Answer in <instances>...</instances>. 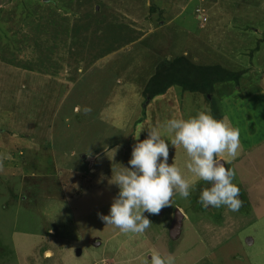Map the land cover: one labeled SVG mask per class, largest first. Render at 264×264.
Instances as JSON below:
<instances>
[{
    "label": "rangeland",
    "instance_id": "374dc122",
    "mask_svg": "<svg viewBox=\"0 0 264 264\" xmlns=\"http://www.w3.org/2000/svg\"><path fill=\"white\" fill-rule=\"evenodd\" d=\"M179 56L243 73L207 95L171 86L178 113L164 105L174 97L150 101L143 88ZM205 109L230 112L240 143L254 144L225 165L239 210L203 207L200 180L145 212L142 234L105 224L119 192L110 179L131 167L141 128L143 140L157 127L168 163L195 179L163 125ZM0 157V264H143L153 250L176 264H264V0H0Z\"/></svg>",
    "mask_w": 264,
    "mask_h": 264
},
{
    "label": "clouds",
    "instance_id": "9594fccd",
    "mask_svg": "<svg viewBox=\"0 0 264 264\" xmlns=\"http://www.w3.org/2000/svg\"><path fill=\"white\" fill-rule=\"evenodd\" d=\"M90 111V108L84 109L85 114ZM163 128L172 137L171 145L185 150L188 157L185 166L195 179H186L176 164L168 163L169 146L157 127L148 129L147 138L143 140L139 139L144 129L141 128L133 135L137 143L132 147L131 167H123L110 179L119 192L110 205L109 214H100L105 224L114 225L124 233L142 234L152 224L145 212L159 214L163 207L171 205V198L177 192L187 199L200 180L209 185L200 191L199 202L203 207L226 206L231 211L241 207L240 190L233 182L235 172L225 166L239 155V129L226 120L216 119L210 109L187 119H169ZM149 254L150 259L145 256L143 264H176L171 253L153 250Z\"/></svg>",
    "mask_w": 264,
    "mask_h": 264
},
{
    "label": "trees",
    "instance_id": "16d2710c",
    "mask_svg": "<svg viewBox=\"0 0 264 264\" xmlns=\"http://www.w3.org/2000/svg\"><path fill=\"white\" fill-rule=\"evenodd\" d=\"M242 73V71L227 70L219 65H196L185 56H179L172 60H164L145 84L143 92L148 99H151L164 93L169 87L177 85L184 91L207 95L211 93L216 82L231 80L237 82ZM211 113L216 119H221L213 109Z\"/></svg>",
    "mask_w": 264,
    "mask_h": 264
},
{
    "label": "crops",
    "instance_id": "0c3cea01",
    "mask_svg": "<svg viewBox=\"0 0 264 264\" xmlns=\"http://www.w3.org/2000/svg\"><path fill=\"white\" fill-rule=\"evenodd\" d=\"M225 82V81H224ZM166 93H168V95L173 99V97H174V100H173V105L171 104V102H170V100L169 101H164V105H169V106H171V109L172 108H175V110H176V112H178L179 113V110H181V109H183V105H181L180 103H178L177 102V100L178 99H175V95H173V94H175V91H174V87H170V88H168L164 93H162V94H160L161 96L160 97H162L163 95H165ZM192 93H194V92H192ZM261 93H262V91H261ZM157 96H159V95H157ZM129 97H136L137 98V96H136V92H133V93H131V95L129 96ZM156 97V96H155ZM152 99V98H151ZM151 99H150V101H151ZM166 99H167V96H166ZM165 99V100H166ZM147 100H149V99H147ZM130 101H131V99H130ZM200 103L201 102H199V105H200ZM227 103V104H226ZM229 107H228V106ZM162 106H163V104L162 105H157V106H154V107H152L151 108V110H150V114H151V119L153 120V121H157L158 120V116H157V112H156V110H160L161 108H162ZM224 107L226 108H231V103L230 102H225L224 103ZM225 108H224V110H225ZM169 110V108H165V111L167 112ZM225 113H226V117H225V120H226V118H227V120L226 121H228V122H231L230 120H232V119H230L231 117H230V115H228L229 113L227 112V110L225 111ZM172 114V118H181V117H183V118H187V116H185L184 117V114H182V113H180V115H174V113L172 112L171 113ZM170 114V115H171ZM171 118V119H172ZM230 119V120H229ZM144 120H145V118H143V120L141 121V123H145L144 122ZM232 123V122H231ZM234 127H235V125H233ZM122 127H123V125H122V122H121V120H120V129H122ZM241 144V151H242V153L243 154H247V151L249 150V149H251V147H253L254 146V144H249V145H247V146H245L244 145V143L243 142H241L240 143ZM241 159H243V158H241ZM241 159H238V160H236L237 162L239 161V160H241ZM236 162V163H237ZM235 163V164H236ZM234 164V165H235ZM181 165V164H180ZM186 179H187V177H185ZM177 215L180 217L181 216V213H180V211H177ZM93 239H97V238H92L91 240H93ZM98 241V240H97ZM95 243H98V244H100V242L98 241V242H95ZM97 244V245H98ZM112 259V258H111ZM111 259H109L110 261H112ZM115 264H116V262H114ZM109 264H113V261L111 262V263H109Z\"/></svg>",
    "mask_w": 264,
    "mask_h": 264
},
{
    "label": "water",
    "instance_id": "95a60500",
    "mask_svg": "<svg viewBox=\"0 0 264 264\" xmlns=\"http://www.w3.org/2000/svg\"><path fill=\"white\" fill-rule=\"evenodd\" d=\"M209 96H210V95H208V98H210ZM221 162L223 163V161H221ZM176 215H177V214H176ZM177 217L180 218L181 216L179 217V216L177 215ZM169 231L172 232V226H170Z\"/></svg>",
    "mask_w": 264,
    "mask_h": 264
}]
</instances>
